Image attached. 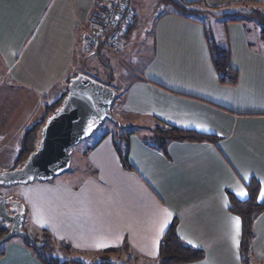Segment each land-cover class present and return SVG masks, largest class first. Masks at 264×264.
I'll return each mask as SVG.
<instances>
[{
	"label": "crops",
	"instance_id": "0c3cea01",
	"mask_svg": "<svg viewBox=\"0 0 264 264\" xmlns=\"http://www.w3.org/2000/svg\"><path fill=\"white\" fill-rule=\"evenodd\" d=\"M180 1L220 14L244 12L226 9L245 4L264 8V0ZM168 3L130 0L135 17L116 58L120 54L124 65L128 57L135 68L116 79L112 111L119 127L125 120L132 132L118 138L103 133L64 180L22 185L19 194L7 197L21 203L24 223L77 254L126 246L135 262L153 264L157 255L149 253L158 234L157 209L163 208L172 213L165 232L175 221L177 235L204 252L202 260L184 264H244L240 244L238 250L232 245L229 217L238 215L228 209L229 195L241 200L237 187L248 192L252 178L258 184L264 179V40L258 23L225 20L223 36L212 33L200 14L186 18ZM95 13L100 17L95 0H0V143L17 142L66 93L69 79L85 73L76 68L80 54L85 70L99 74L87 62L93 53L85 51L80 26ZM140 18L150 24L154 45L142 63L132 49L124 53ZM208 37L227 50L235 83L220 82ZM157 121L215 136L216 142L171 141L162 152L143 132ZM118 149L127 153V164ZM253 229L249 264H264V212ZM101 240L110 246L97 249ZM0 253V264H42L14 239L1 244Z\"/></svg>",
	"mask_w": 264,
	"mask_h": 264
},
{
	"label": "trees",
	"instance_id": "16d2710c",
	"mask_svg": "<svg viewBox=\"0 0 264 264\" xmlns=\"http://www.w3.org/2000/svg\"><path fill=\"white\" fill-rule=\"evenodd\" d=\"M161 1L170 2L175 6L178 14L186 18L193 19L194 15L206 11L198 9L193 5V3H184L180 0ZM97 14L98 13H95L94 18H99V15ZM220 15L227 16L226 20L230 21H238L242 19V16L254 17L259 25L261 38L264 40V13L255 10L250 12L223 13ZM207 41L210 48V53L212 55V63L219 75L220 82L229 84L235 83L237 79V72L231 67L229 63V55L227 50L216 45L215 41L212 40L211 37H208ZM64 95L65 93L57 102L48 105L42 119L24 131L23 136L18 144L19 148L17 152L18 156L16 163L23 161L29 155V153H31L37 139V131L42 125L44 118L48 113L52 112L55 107H57ZM153 127V129L148 130L150 132L149 135L145 134V138L150 141L154 147L161 149L162 152H165L167 144L171 141L216 142L215 136L181 129L162 121H157L156 125ZM120 128L122 130L121 133L123 134L124 130L126 131V134L132 132V128H126L125 126H120ZM118 152L124 163L127 164V153L121 155L119 149ZM258 188V181L252 178L247 184V199L242 201L233 195H229V211L241 218L240 256L244 264H249L248 257L250 256V246L255 234L253 229L254 220L259 214L264 212V201H257L256 194ZM41 233L45 237L44 239H38L32 236L36 242L40 243V246L32 245L26 239H24V244L26 247L31 249L35 257L42 264H113L109 261V256H111V254L119 252L122 248L129 254L128 248L126 246L115 249H107L98 252L94 257L96 259L93 258L90 263H86L80 258H71L69 254L71 249L68 245L59 243L46 231ZM56 245H58V247L63 251L65 257L60 258L58 255H54ZM0 256H2V253H0ZM203 258V250L199 248H193L191 245H188L180 239L176 233V222L174 221L169 225L168 229L160 240L157 259L153 264H184L200 261ZM128 259L129 257H127V261L122 264H132L128 261Z\"/></svg>",
	"mask_w": 264,
	"mask_h": 264
},
{
	"label": "water",
	"instance_id": "95a60500",
	"mask_svg": "<svg viewBox=\"0 0 264 264\" xmlns=\"http://www.w3.org/2000/svg\"><path fill=\"white\" fill-rule=\"evenodd\" d=\"M117 91L86 73L71 77L67 91L54 110L46 115L31 153L14 168L0 171V186L49 182L71 167L73 147L90 137L106 120L119 122L112 115ZM89 121L92 131L85 134ZM25 216L21 203L0 195V225L6 232L0 245L18 236L40 246L23 231Z\"/></svg>",
	"mask_w": 264,
	"mask_h": 264
},
{
	"label": "rangeland",
	"instance_id": "374dc122",
	"mask_svg": "<svg viewBox=\"0 0 264 264\" xmlns=\"http://www.w3.org/2000/svg\"><path fill=\"white\" fill-rule=\"evenodd\" d=\"M168 5L172 6L175 8L174 5L169 4ZM139 9V7H137ZM197 8L200 10H205L204 5L199 3L197 4ZM241 8V9H240ZM196 9V8H195ZM240 9L244 12H250V11H255V10H262L264 9L263 7L261 8H256L255 6H249V5H243V6H232L229 9L226 10H237ZM213 10V9H212ZM258 10V11H260ZM203 12V11H202ZM208 12H212L214 13L215 17L214 18H210L211 16L207 17L204 14H208ZM222 11H220V9L217 10H213V11H205V13H198L196 15H194V17L199 16L200 14V18L204 19V21H206V26H210V31L212 33H219L221 35L224 36V25H225V20L227 19V16L224 15H220ZM262 12V11H260ZM227 13H231V11L227 12ZM263 13V12H262ZM243 19H247L248 21L252 22V23H257L256 19L254 17H247V16H242ZM210 19V20H209ZM213 19V20H211ZM209 20V21H208ZM143 19H138L137 23L134 22L133 26L136 25L135 27V31L133 33L132 36L128 37L127 39V43L125 46V50L124 53L131 52V49L133 51L132 56L133 57H139L140 58V62L142 63L143 61H147L148 57L151 55H153L154 52V45H153V37H152V33L150 34V31L148 28L150 27V24L147 25H143L142 22ZM208 29V28H207ZM126 37V36H125ZM126 38H124L125 40ZM101 54L99 55V51L97 53H93L91 55H89V57L87 58V62L88 64H96L100 71L99 74H94L91 71H86L84 68V58L85 55L80 54L79 59L76 60V68H80L81 71L85 72L86 74H88L89 76L93 77L94 79L102 82V83H107L109 81L108 77L112 78V82H111V87H115V85L117 84V80L121 74H124V77L129 76L131 73V70H133L135 68L134 65L131 64V60L127 57L124 56V65H122V57L119 54L118 59L116 57H112L110 56L106 51L104 50H100ZM110 82V81H109ZM112 115L114 118L117 119V117H119L116 114V111H112ZM124 126L126 128H131V127H127L128 123L124 120L123 121ZM41 127V126H40ZM40 127L37 131V138L39 137V132H40ZM154 127L151 126L149 127L150 129H153ZM111 132L115 135L116 138H118L119 135H121V128L119 127L118 124L114 123L113 121L110 120H106L104 121L97 129L96 131L87 139L83 140L82 142H80L78 145L73 147V154H72V158H71V167L68 171H66L65 173L61 174L60 176H57L54 178V180H64L65 177H67L68 175L74 173V171L76 170V162H77V157H80L79 154L82 155V153L87 149V147L93 142L95 141V139L99 136H101L103 133L105 132ZM126 131L124 130V135ZM144 134L149 135L150 132L144 130L143 131ZM24 133V132H23ZM23 133L20 137H18L16 139L17 142H9V143H0V171H5V170H9L14 168L18 163H16V159L18 156L17 152V146L19 144L18 141H20V139L23 136ZM17 145V146H16ZM76 164V165H75ZM22 185L21 184H15V185H10V186H0V195H3L5 197L9 196L10 194H19L20 189H21ZM23 231L24 232H32L31 235L34 236L35 238L41 239V238H45L41 232L36 231V229H34L33 227H30L28 220L24 223L23 226ZM30 231V232H29ZM14 240L20 241V242H24V238L22 237H14L12 238ZM70 257L77 259L80 258L81 260H83L86 263H90L93 259V257H95V255H91V254H86V253H80L77 254L76 252L70 250L69 251ZM54 255H58L60 258L65 257L63 251L58 247V245H56L55 247V251H54ZM127 257H129L128 261L132 264H140L135 262V259L132 255L128 254L127 252H125V250L122 248L119 252H116L115 254H111V256H109V261L113 264H122L125 261H127ZM96 259V258H94ZM135 262V263H134ZM142 264V262H141Z\"/></svg>",
	"mask_w": 264,
	"mask_h": 264
},
{
	"label": "built area",
	"instance_id": "2783aa9c",
	"mask_svg": "<svg viewBox=\"0 0 264 264\" xmlns=\"http://www.w3.org/2000/svg\"><path fill=\"white\" fill-rule=\"evenodd\" d=\"M95 4L100 17L80 25L85 51L95 53L104 50L116 57L123 37L134 20L135 11L130 0H95Z\"/></svg>",
	"mask_w": 264,
	"mask_h": 264
},
{
	"label": "snow or ice",
	"instance_id": "6c2138e0",
	"mask_svg": "<svg viewBox=\"0 0 264 264\" xmlns=\"http://www.w3.org/2000/svg\"><path fill=\"white\" fill-rule=\"evenodd\" d=\"M188 125H185V127H187ZM197 127H200L203 129L202 125H197ZM203 130H207V129H203ZM92 131V122L89 121L88 127L85 129V134L89 133ZM243 179L244 180H248V175L244 174L243 175ZM235 194L237 197H239L241 200L245 199L248 197V192L245 190L244 187H237L235 189ZM257 201H264V179L260 180V184H259V195L257 196ZM224 206L227 207L228 206V201L227 198H225L224 200ZM157 215L160 218V222H159V226L157 229V237L156 239L153 241V250L149 253L152 256H156L158 255V244H159V240L160 237L164 234L165 232V228L167 226V224L169 223V218L172 216L171 212H168L166 209L163 208H158L157 209ZM230 221H231V229H232V245L235 249H239V244H240V235H241V218L239 216H231L229 217ZM181 240H185V242L189 245H191L193 248H197L199 247L198 244L194 243L192 239H186L184 236L180 237ZM110 245L101 241H98L95 243V247L97 249H103V248H107ZM77 247H79V245H77ZM236 258L239 259V254L237 251V255Z\"/></svg>",
	"mask_w": 264,
	"mask_h": 264
},
{
	"label": "flooded vegetation",
	"instance_id": "af4514ba",
	"mask_svg": "<svg viewBox=\"0 0 264 264\" xmlns=\"http://www.w3.org/2000/svg\"><path fill=\"white\" fill-rule=\"evenodd\" d=\"M6 228L2 225H0V237L6 232Z\"/></svg>",
	"mask_w": 264,
	"mask_h": 264
}]
</instances>
